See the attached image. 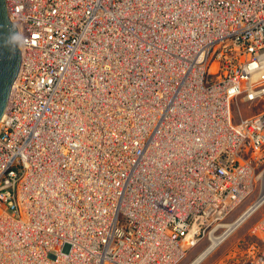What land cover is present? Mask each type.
Listing matches in <instances>:
<instances>
[{"label": "built area", "instance_id": "2783aa9c", "mask_svg": "<svg viewBox=\"0 0 264 264\" xmlns=\"http://www.w3.org/2000/svg\"><path fill=\"white\" fill-rule=\"evenodd\" d=\"M6 4L22 66L0 123V264H47L49 236L54 264H177L253 186L264 201V109L230 114L264 65V0ZM251 234L237 264H264V216Z\"/></svg>", "mask_w": 264, "mask_h": 264}, {"label": "rangeland", "instance_id": "374dc122", "mask_svg": "<svg viewBox=\"0 0 264 264\" xmlns=\"http://www.w3.org/2000/svg\"><path fill=\"white\" fill-rule=\"evenodd\" d=\"M264 109V96L258 97L252 101H247L244 98H238L234 100L231 105V116L234 123L240 120L250 117L259 110ZM250 193L248 198L237 208L234 215H229L227 219L223 221L219 234L226 230V226L236 221V217L242 215L246 210L252 206V204L260 196V188L257 187ZM245 211V212H244ZM249 219L243 224V226L232 236L229 237V241L220 246L213 254L209 255L202 264H237L242 260V256L246 255L245 250L247 245L254 241L251 230L256 222L264 216V205L253 213ZM218 234V235H219ZM208 242L202 239L198 242L196 248L194 246L188 251L187 256L177 264H188L195 258L201 251L207 247ZM66 251H69L67 248Z\"/></svg>", "mask_w": 264, "mask_h": 264}, {"label": "bare ground", "instance_id": "6f19581e", "mask_svg": "<svg viewBox=\"0 0 264 264\" xmlns=\"http://www.w3.org/2000/svg\"><path fill=\"white\" fill-rule=\"evenodd\" d=\"M206 9L211 12V9L210 7L206 6ZM214 13V10L212 11ZM237 16V12L235 13V17L234 19L236 18ZM20 47V46H19ZM263 61H264V58H263ZM257 65L256 63L252 64V67L254 68L253 71L256 72L257 69L255 68ZM248 69L251 67V64H249L248 66ZM261 72L256 76V74L252 71H249V75L247 76V81H246V89L244 86L241 85V90L240 91H234V92H237V97L235 98V100H237L238 98H244L247 100V101H251V97L253 99L257 98V97H263V93H264V83H263V87H262V83L258 80V79H261L263 78L264 79V65H262L261 67ZM180 76L179 74H177V77ZM259 87V88H257ZM228 91V90H227ZM241 91H244L243 93L240 94ZM7 111V110H6ZM230 114H231V111H230ZM2 121V120H1ZM1 123V122H0ZM110 125L111 127H116L118 126L117 123H115L114 121H110ZM214 125V124H213ZM264 132V131H263ZM264 134V133H263ZM258 141H263V138L262 137H259L258 138ZM220 147V146H219ZM169 149H167L168 151ZM166 151V152H167ZM227 152H232L234 151L232 148L231 149H227L226 150ZM164 152V156L160 155L161 157L165 158L167 161H168V157L169 155H167V153ZM180 152H183V151H180ZM239 158V156H236L234 158L235 162L236 160ZM241 162L243 159H240ZM257 179H259V177H256ZM264 180V178H263ZM189 183L191 184V181H189ZM184 185V183L182 184ZM256 192V188L253 186V189L252 191ZM254 193V192H253ZM264 194V191L263 193ZM264 196V195H263ZM264 205V201L261 203V202H258V203H254L251 207H249L246 212L243 214V215H240V216H237L235 219L236 221L232 224H229L228 226H226V230L223 231L221 234H219L220 232V229L221 227H217L216 229L212 230V231H208L206 232V237H204V241H207L208 244H207V247L201 251L198 255L195 256V258L193 260H191L188 264H202L206 258L213 254L217 249H219L220 246L226 244L228 241H229V237L232 236L234 233H236L242 226L243 224L246 222L247 219H249L252 215H254L253 213L255 211H257L260 207H262ZM232 206V209H231V212L229 215L233 216L235 211L237 210V208L240 206H235L233 207ZM230 206V207H231ZM227 215V217L229 216ZM226 217V219H227ZM223 226V225H222ZM238 233V232H237ZM219 234V235H218ZM235 235V234H234ZM212 239V240H211ZM54 238L52 236H49L48 238H44V243L46 245V247H48L49 250H53V251H57L55 252V254H52L51 252V256L48 258L47 260V264H54V259L59 257L63 252H62V249L60 248H57L56 245H54V242H53ZM199 240L201 241V239L199 238ZM198 240V241H199ZM195 245L194 248L197 247L198 245V242H195L193 243ZM40 246V244H39ZM192 248V247H191ZM190 248V249H191ZM189 249V250H190ZM188 253V252H187ZM54 255V256H53ZM187 256L186 254V251L184 252V254L180 257V259H184L185 257ZM180 260V261H181ZM44 261V260H43ZM179 261V262H180ZM178 262V263H179Z\"/></svg>", "mask_w": 264, "mask_h": 264}, {"label": "water", "instance_id": "95a60500", "mask_svg": "<svg viewBox=\"0 0 264 264\" xmlns=\"http://www.w3.org/2000/svg\"><path fill=\"white\" fill-rule=\"evenodd\" d=\"M21 66L19 30L9 17L6 0H0V122L8 108Z\"/></svg>", "mask_w": 264, "mask_h": 264}]
</instances>
